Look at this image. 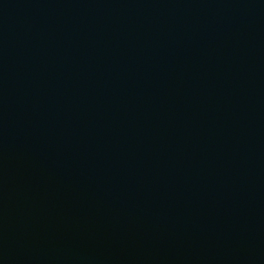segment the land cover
<instances>
[{
	"label": "water",
	"instance_id": "1",
	"mask_svg": "<svg viewBox=\"0 0 264 264\" xmlns=\"http://www.w3.org/2000/svg\"><path fill=\"white\" fill-rule=\"evenodd\" d=\"M0 264H264V0H0Z\"/></svg>",
	"mask_w": 264,
	"mask_h": 264
}]
</instances>
